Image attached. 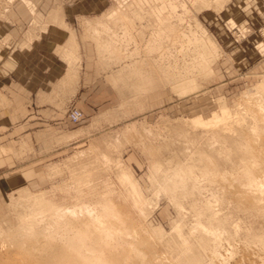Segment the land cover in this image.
Returning a JSON list of instances; mask_svg holds the SVG:
<instances>
[{"label": "rangeland", "instance_id": "1", "mask_svg": "<svg viewBox=\"0 0 264 264\" xmlns=\"http://www.w3.org/2000/svg\"><path fill=\"white\" fill-rule=\"evenodd\" d=\"M255 4L0 0V46L9 53L15 41L31 48L46 39L56 98L71 90L70 106L56 111L54 153L24 160L31 185L0 203V264H52L63 247L74 251L69 237L98 248L104 232L102 241L128 254L115 264H189L191 254L201 264H264V9L255 15ZM147 69L153 79L143 77ZM80 82L91 93L83 118L72 122ZM251 145L260 186L243 166L251 159L243 147ZM242 186L249 192L239 194ZM51 215L87 220V235L63 224L47 237Z\"/></svg>", "mask_w": 264, "mask_h": 264}, {"label": "crops", "instance_id": "2", "mask_svg": "<svg viewBox=\"0 0 264 264\" xmlns=\"http://www.w3.org/2000/svg\"><path fill=\"white\" fill-rule=\"evenodd\" d=\"M260 1L255 0V15L264 9ZM35 42L23 48V39L15 41V51L9 53L6 45L0 46V62L13 64L11 69H0V203L8 193L31 185V178L24 176L23 166L28 164L24 160L48 159L54 153L56 111L71 103V90L66 92L64 85L56 98L54 48L46 39ZM82 75L84 80L86 74ZM90 87L80 82L72 94L82 111ZM62 126L63 135L69 137L71 130Z\"/></svg>", "mask_w": 264, "mask_h": 264}, {"label": "bare ground", "instance_id": "3", "mask_svg": "<svg viewBox=\"0 0 264 264\" xmlns=\"http://www.w3.org/2000/svg\"><path fill=\"white\" fill-rule=\"evenodd\" d=\"M202 38V37H201ZM210 39V38H209ZM212 39V38H211ZM201 41V40H200ZM201 44H203V43H201ZM211 44V43H210ZM206 45V46H205ZM203 46H205V47H203ZM202 47L206 50L207 48V44L206 43H204V45H202ZM210 49V48H209ZM203 56V55H202ZM206 56L204 57H202L201 59H200V61H198V63L200 64V66L202 67V65H203V67H204V65H205V62H206ZM188 67V66H187ZM152 70H153V68H152ZM154 71V70H153ZM155 72V71H154ZM190 73V72H189ZM184 75V74H183ZM189 75V74H188ZM156 76V75H155ZM154 73H152V71L150 70V69H147L146 70V73H145V75L143 76V77H145V79L146 80H148V78H150V79H153L154 77ZM227 110V109H226ZM223 114V113H222ZM217 117V116H216ZM219 117V116H218ZM217 117V118H218ZM220 117H222V116H220ZM198 118V117H197ZM216 118V119H217ZM223 119V118H222ZM197 120V123H199V122H202V119H200V118H198V119H196ZM217 121H219L218 119H217ZM207 122V121H206ZM208 124V123H207ZM244 137V136H243ZM249 137H251V136H249ZM248 137V138H249ZM247 138V139H248ZM246 139V140H247ZM255 141V140H254ZM251 142V141H250ZM253 142V141H252ZM255 144H256V142H254ZM254 146H256V145H254ZM253 146V147H254ZM253 147H252V145H251V147L249 146H246V147H243L244 148V154H245V156L247 157L246 159H249V158H251L250 159V162H244L243 164V166H246V168H245V170H246V174H247V177L246 178H248L247 180H249V179H252V181H256V183H257V185H259L260 186V183H262L261 181V179L259 180V178H258V176L260 175V174H256V172H257V169H258V161H257V159H255V157H256V155H257V153L259 152H257V153H254V149H253ZM258 147V146H257ZM256 147V148H257ZM241 148V147H240ZM261 148V147H260ZM259 149V148H258ZM248 154V155H247ZM238 155V154H237ZM259 156V155H258ZM262 156H263V153H262ZM238 157H240V156H238ZM264 157V156H263ZM242 158V157H241ZM213 160V159H212ZM207 162H209V161H207ZM260 162V161H259ZM242 163V162H241ZM262 163V162H261ZM208 164V163H207ZM212 165V164H211ZM260 165V164H259ZM264 165V164H263ZM260 166H262V165H260ZM212 167H213V165H212ZM208 168H209V165H208ZM233 170V169H232ZM240 170H241V168H240ZM262 170V169H261ZM238 171V170H237ZM236 171V172H237ZM242 171V170H241ZM218 172V171H217ZM221 172V171H220ZM226 173L225 174H227V171H225ZM219 174V173H218ZM217 174V175H218ZM222 174V173H221ZM224 174V175H225ZM228 174H229V172H228ZM242 174V173H241ZM243 174H245V173H243ZM262 174V173H261ZM235 175H237L238 176V174H235ZM219 176V175H218ZM226 176V175H225ZM243 176V175H242ZM233 177V176H232ZM231 177V178H232ZM244 177V176H243ZM262 178H263V174H262V176H261ZM228 178V177H227ZM239 178L240 177H238V182H239ZM232 179H234V177L232 178ZM219 180H221V179H219ZM231 180V179H230ZM241 180V179H240ZM242 181V180H241ZM240 183V182H239ZM242 183V182H241ZM244 183V182H243ZM223 184V183H222ZM228 184V182H226V184H224V185H227ZM233 184V183H232ZM236 184V183H235ZM245 184H247V183H244V185ZM252 184V183H251ZM223 185V186H224ZM231 185V184H230ZM237 186H238V184H236ZM256 185V186H257ZM227 186H229V185H227ZM236 186V188H237V190H238V187ZM252 186H255V184H253ZM264 186V185H263ZM246 188H250V187H246ZM262 188H264V187H262ZM243 186H242V189L239 191L240 193L239 194H241V191H243ZM253 189V188H252ZM251 189V190H252ZM244 190H247V189H244ZM248 191V190H247ZM246 191V192H247ZM253 191H254V189H253ZM264 191V190H263ZM228 192H229V190H228ZM232 193H233V191H231ZM245 191L244 192H242V193H246ZM249 192V191H248ZM254 194H255V192H254ZM242 195V194H241ZM243 195H246V194H243ZM250 195V197L252 196V194H249ZM248 195V196H249ZM256 195V194H255ZM253 196V197H256V196ZM264 195V194H263ZM263 195H261V196H263ZM234 196V195H233ZM259 196V195H258ZM261 196H260V198H261ZM238 197V196H237ZM264 197V196H263ZM244 198H246V196H244ZM230 200H231V198H229ZM235 199H238V198H235ZM239 199H242V198H239ZM253 199V198H252ZM258 199H259V197H258ZM245 200V199H244ZM262 200V199H261ZM247 201V200H246ZM250 201V200H249ZM248 201V202H249ZM238 202V201H237ZM253 202V201H252ZM264 202V201H263ZM238 203H240L241 204V202H238ZM245 203H247V202H245ZM244 203V204H245ZM256 203V202H255ZM262 203V202H261ZM243 204V203H242ZM249 205H251V203L249 204ZM248 205V206H249ZM257 206V205H256ZM258 206H260V203H259V205ZM244 207H245V205H244ZM262 207V206H261ZM264 207V206H263ZM263 207H262V209H263ZM239 208H242V207H240L239 206ZM248 208V207H247ZM253 208V207H252ZM245 209V208H244ZM62 210L63 209H59L57 212V214H61V212H62ZM251 210V209H250ZM254 210V209H253ZM68 211H70V209L69 208H66L65 210H64V212H68ZM72 211V210H71ZM76 212V211H75ZM244 212V211H243ZM249 212H251V211H249ZM253 213V212H252ZM254 213H257V212H254ZM254 215V214H253ZM252 215V216H253ZM261 215H264V214H261ZM261 215H259V216H261ZM258 216V217H259ZM263 217V216H262ZM261 217V218H262ZM50 219H51V221H52V224L50 225V226H48L47 228V237H51V235H52V232H55V233H57V232H59L60 231V228L63 226V224H65V225H67L68 224V226H70V227H73V226H75V227H78V229H79V233L83 236H86L87 235V230H86V228H85V226H88L89 225V222L87 221V220H85V219H83V220H81L80 218H74V219H70L68 222H62L60 219V217L59 218H55V216L54 215H51L50 216ZM209 219V218H208ZM211 219V218H210ZM221 219V218H220ZM78 220H81V223H79L80 221H78ZM77 221H78V223H77ZM224 224V223H223ZM220 225H222L221 223L219 224V226ZM226 224H224V226H225ZM201 226H203V225H201ZM219 226H215V228H217L218 229V227ZM209 227V226H208ZM222 227V226H221ZM120 228V227H119ZM206 228V227H205ZM203 229V228H202ZM64 231V230H63ZM63 231H61V232H63ZM204 231V230H203ZM112 232V231H111ZM105 233V232H104ZM104 233L103 234H100V235H98V248L96 247V244L94 245V243L93 242H86L85 241V239L84 240H81L82 242H77L75 239V237L77 236V235H75L74 237H69V239H68V241L66 242L71 248H73V252H70V253H68V251H69V249L67 248V247H63V249H62V251L57 255V254H55V255H52V257H51V262H52V264H115V263H117L119 260H121L122 258H126L127 256H128V254H126L125 252H123L122 250L120 251V250H114L113 248H112V244L111 243H109V242H104V241H102V236L104 235ZM113 233H114V231H113ZM116 233V232H115ZM214 233V232H213ZM105 234H108L107 232L105 233ZM116 235V234H115ZM114 235V236H115ZM119 235H120V233H119ZM126 235V234H125ZM264 235V234H263ZM262 235V236H263ZM109 236L110 237H112L111 236V234L109 233ZM255 236H257V235H255ZM78 238H80L81 236H77ZM119 237H121V236H119ZM261 237V236H260ZM117 238V237H116ZM252 238L253 239H255V238H257V237H253L252 236ZM121 239V238H120ZM119 239V240H120ZM209 239H210V237H209ZM95 240V239H94ZM109 240L111 241L112 239H110L109 238ZM122 240V239H121ZM212 240V239H211ZM249 240V239H248ZM256 240V239H255ZM259 241L260 240H262V238H260V239H258ZM101 241V242H100ZM108 241V240H107ZM214 241V240H213ZM250 241V240H249ZM249 241H247V243H249ZM122 242V241H121ZM120 242V243H121ZM123 242H124V240H123ZM252 242V241H251ZM256 242V241H255ZM258 242V241H257ZM264 242V241H263ZM262 242V243H263ZM100 243V244H99ZM115 243V242H114ZM126 243V242H125ZM209 243V242H208ZM75 244V245H74ZM102 244V245H101ZM203 244V243H202ZM252 244V243H251ZM260 244V243H259ZM74 245V246H73ZM115 245V244H114ZM123 245V244H122ZM209 245V244H208ZM217 245V244H216ZM131 246V245H130ZM129 246V247H130ZM203 246V245H202ZM218 246V245H217ZM246 246V245H245ZM244 246V247H245ZM115 247V246H114ZM117 248H119L118 247V244H117V246H116ZM125 247V246H124ZM127 247V246H126ZM128 247V248H129ZM128 248H126V249H128ZM130 248H132V247H130ZM134 248V247H133ZM187 248V247H186ZM247 247H245V249H246ZM262 248V247H261ZM261 248L258 250V251H260L261 250ZM124 250H125V248H123ZM204 249V248H203ZM212 249H213V247H212ZM217 250H219L218 249V247H217ZM239 250H241V249H239ZM252 250V249H251ZM255 251L256 253H257V255H259L258 254V251ZM185 251V250H184ZM221 251V250H220ZM209 252H211V251H209ZM253 252V251H252ZM261 252V251H260ZM262 252H263V250H262ZM67 253H68V255H67ZM129 253H130V251H129ZM184 253V252H183ZM191 253V252H190ZM194 253V252H193ZM241 253V252H240ZM187 254V253H186ZM198 254H201V253H197V255ZM214 254V253H213ZM216 254V253H215ZM215 254L213 255V257H215ZM219 254V253H218ZM221 254V253H220ZM254 254L255 253H253L252 255L254 256ZM263 254H264V252H263ZM183 255H185V254H183ZM257 255L255 254V256H256V258H257ZM200 256V255H199ZM202 256V255H201ZM219 256V255H218ZM220 256H222V255H220ZM223 256H225V255H223ZM247 256V255H246ZM260 256V255H259ZM156 257V256H155ZM169 257V256H168ZM228 257V256H227ZM240 257V256H239ZM238 257V258H239ZM243 257V256H242ZM262 257V256H261ZM260 257V258H261ZM170 258V257H169ZM185 258V257H184ZM202 257H200V259H201ZM216 259H218L217 257H215ZM224 258V257H223ZM222 258V259H223ZM225 258H226V256H225ZM241 258V257H240ZM247 258H248V256H247ZM264 257H262V259H263ZM158 259V258H157ZM156 259V260H157ZM159 259H161L160 257H159ZM186 259H187V261L189 262V264H201L200 262L202 261V260H200L199 261V257L198 256H195L194 254H191L190 256H188V255H186ZM209 259V258H208ZM214 258H212V262L214 261L213 260ZM219 259H221V258H219ZM172 260V259H171ZM174 260H176V259H174ZM182 260V259H181ZM243 260V259H242ZM250 260V259H249ZM128 261H130V260H128ZM132 261V260H131ZM164 261H165V259H164ZM203 261H205V260H203ZM221 261V260H220ZM244 261V260H243ZM168 262V261H167ZM179 262V261H178ZM250 262V261H249ZM259 262H261V261H259ZM131 263V262H130ZM156 263H159L160 264V262H159V260H158V262L156 261ZM164 263V262H163ZM170 263V262H169ZM203 263H205L206 264V262H203ZM215 263V262H214ZM213 263V264H214ZM228 263V262H227ZM226 263V264H227ZM242 263V262H241ZM253 263H254V261H253ZM168 264V263H167ZM182 264V263H181ZM184 264V263H183ZM208 264H209V262H208ZM217 264H218V260H217ZM229 264V263H228ZM233 264H235V263H233ZM248 264V263H247ZM258 264V263H257ZM263 264V263H262Z\"/></svg>", "mask_w": 264, "mask_h": 264}, {"label": "built area", "instance_id": "4", "mask_svg": "<svg viewBox=\"0 0 264 264\" xmlns=\"http://www.w3.org/2000/svg\"><path fill=\"white\" fill-rule=\"evenodd\" d=\"M68 117L72 122H79L83 118V112L78 106L73 105L70 108Z\"/></svg>", "mask_w": 264, "mask_h": 264}]
</instances>
